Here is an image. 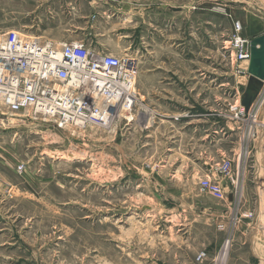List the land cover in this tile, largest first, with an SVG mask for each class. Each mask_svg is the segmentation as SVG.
Listing matches in <instances>:
<instances>
[{
  "label": "rangeland",
  "instance_id": "obj_1",
  "mask_svg": "<svg viewBox=\"0 0 264 264\" xmlns=\"http://www.w3.org/2000/svg\"><path fill=\"white\" fill-rule=\"evenodd\" d=\"M13 1L0 0V32L35 35ZM224 1L197 0L196 14L198 63L209 62L214 69L208 70L214 81L210 91L198 86L197 93L201 99L207 94L214 117L225 123V108L243 82L233 75L223 50L231 32L225 14L237 19L243 12L224 7ZM91 34L84 32L82 38L94 42ZM124 131L125 122H120L115 133L88 129L73 134L17 118L0 130V222L11 224L15 238L14 247L0 249V264H212L226 242V264H235V253H250L238 244H258L264 228V135L245 169L234 160L246 202L238 208V198L229 206L200 195L190 178L163 183V174L149 162L141 168L126 166L124 150L130 151L133 142L130 136L126 141ZM233 139L238 146V133ZM20 164L25 170L19 175ZM3 180L16 184L15 197L3 193ZM247 209L254 214L251 219L243 218ZM202 251L207 257L198 263L195 257Z\"/></svg>",
  "mask_w": 264,
  "mask_h": 264
},
{
  "label": "crops",
  "instance_id": "obj_2",
  "mask_svg": "<svg viewBox=\"0 0 264 264\" xmlns=\"http://www.w3.org/2000/svg\"><path fill=\"white\" fill-rule=\"evenodd\" d=\"M224 2V7L243 12L237 19L247 37L264 34V0ZM13 6L23 11L20 13L27 17L35 36L62 43L80 39L84 32L92 33L98 50L137 59L135 87L140 108L135 109L133 120L125 123L126 141L130 136L133 142L130 151L124 150L126 166L141 168L149 162L163 174V183L181 184L190 178L197 185L199 174L205 175L236 153V133L228 132L225 123L214 117L207 94L201 99L197 93L198 86L210 91L214 82L208 72L214 70L212 64L198 63L197 0H109L106 4L89 0H14ZM218 87H224L223 83ZM198 99L202 103L199 111ZM139 116L142 120L136 132ZM152 151L155 160V155L149 160L141 158ZM1 182L6 195L15 190L14 182ZM223 185L230 191L229 182L223 181ZM241 191L238 200L232 198L226 203L232 206L237 200L238 208L246 204ZM11 230V224L0 222V249L15 246ZM257 236L258 244L251 240L239 242V249L250 253H235L232 263L264 264L263 227Z\"/></svg>",
  "mask_w": 264,
  "mask_h": 264
},
{
  "label": "built area",
  "instance_id": "obj_3",
  "mask_svg": "<svg viewBox=\"0 0 264 264\" xmlns=\"http://www.w3.org/2000/svg\"><path fill=\"white\" fill-rule=\"evenodd\" d=\"M106 4L109 0H89ZM264 19V9L261 10ZM231 22L227 46L232 73L243 80L233 101L225 108V126L228 132L238 133L239 152L225 157L205 175L199 177L196 188L219 202H228V195H240L239 174L234 165L243 166L252 161V151L264 135V80L256 100L246 112L240 99L248 79L250 40L244 34L240 20L225 14ZM137 59L132 56H115L98 50L91 39L80 38L55 43L43 36L28 35L10 29L0 32V130L8 128L12 118L51 124L58 130L73 134L97 129L116 132L120 122L130 123L137 105ZM25 166L16 167L21 174ZM230 184V191L223 185ZM232 204V203H231ZM253 212H246L251 219ZM223 249V247H222ZM222 249L212 264H226ZM207 257L199 252L195 261Z\"/></svg>",
  "mask_w": 264,
  "mask_h": 264
},
{
  "label": "water",
  "instance_id": "obj_4",
  "mask_svg": "<svg viewBox=\"0 0 264 264\" xmlns=\"http://www.w3.org/2000/svg\"><path fill=\"white\" fill-rule=\"evenodd\" d=\"M250 58L247 66L248 79L240 99V105L247 112L262 89L264 80V34L251 38ZM228 201H232L231 195Z\"/></svg>",
  "mask_w": 264,
  "mask_h": 264
},
{
  "label": "bare ground",
  "instance_id": "obj_5",
  "mask_svg": "<svg viewBox=\"0 0 264 264\" xmlns=\"http://www.w3.org/2000/svg\"><path fill=\"white\" fill-rule=\"evenodd\" d=\"M263 116H264V115H263ZM263 116H262V117H263ZM262 120L264 121V118H262ZM223 243H224V242H223ZM228 243H229V242H226V243L223 245V249H222V251H223L222 253H223V254H225L226 251H227V249H228Z\"/></svg>",
  "mask_w": 264,
  "mask_h": 264
}]
</instances>
